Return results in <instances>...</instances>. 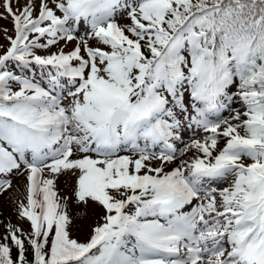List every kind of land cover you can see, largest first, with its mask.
Wrapping results in <instances>:
<instances>
[{"label": "snow or ice", "instance_id": "snow-or-ice-1", "mask_svg": "<svg viewBox=\"0 0 264 264\" xmlns=\"http://www.w3.org/2000/svg\"><path fill=\"white\" fill-rule=\"evenodd\" d=\"M0 8V264H264V0Z\"/></svg>", "mask_w": 264, "mask_h": 264}, {"label": "rangeland", "instance_id": "rangeland-1", "mask_svg": "<svg viewBox=\"0 0 264 264\" xmlns=\"http://www.w3.org/2000/svg\"><path fill=\"white\" fill-rule=\"evenodd\" d=\"M10 27L12 28V24L10 23ZM74 46V44H71L69 47L70 49ZM55 51V48L53 49ZM187 139V136L185 137ZM126 153H121V155H124ZM66 178L61 177L59 181L57 182V187L59 190V194L61 196H66L71 194V185L65 183ZM15 186L20 185L19 180L13 181ZM21 197L16 193L14 197L11 196V194L6 193L4 196H0V220H3L5 223L11 222L14 225L22 226L23 228L27 229L28 225L26 223L21 224L17 220L16 215V203L19 202V199ZM71 212L76 217V227L73 228L72 234L74 238H78L80 240H85L87 238V234L90 230V226L95 223L97 216L93 212V210H89L87 217H84V213L81 209H78L77 206L72 203L71 205ZM4 233V226L3 224H0V234Z\"/></svg>", "mask_w": 264, "mask_h": 264}]
</instances>
